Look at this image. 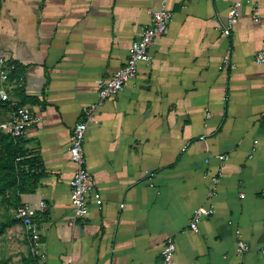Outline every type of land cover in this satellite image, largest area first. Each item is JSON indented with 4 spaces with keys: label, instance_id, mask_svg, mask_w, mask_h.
<instances>
[{
    "label": "crops",
    "instance_id": "crops-1",
    "mask_svg": "<svg viewBox=\"0 0 264 264\" xmlns=\"http://www.w3.org/2000/svg\"><path fill=\"white\" fill-rule=\"evenodd\" d=\"M160 1L1 3L0 56L24 73L23 93L13 97H27L34 115L22 142L38 186L21 199L47 203L38 218L40 264H159L170 237L174 264H264V63L257 62L264 0H241L230 37L221 25L238 0L169 1L173 19L151 61L89 122L84 145L94 189L87 217L70 224L74 126L101 82L125 65ZM229 47L231 70L222 68ZM10 117L0 103V123ZM212 205L194 232L195 210ZM236 229L251 246L244 256Z\"/></svg>",
    "mask_w": 264,
    "mask_h": 264
},
{
    "label": "built area",
    "instance_id": "built-area-1",
    "mask_svg": "<svg viewBox=\"0 0 264 264\" xmlns=\"http://www.w3.org/2000/svg\"><path fill=\"white\" fill-rule=\"evenodd\" d=\"M3 0H0V7ZM170 0H161L160 6L150 11L151 22L145 26L140 34V37L135 40L130 48L127 62L124 66L118 69L111 77L106 78L99 85L97 92V100L83 109L84 120L77 122L74 126L71 137L69 155L71 161L75 164L74 176L70 182L71 201L74 209V217L70 224L75 225L79 219H84L88 215V201L94 189V178L90 174L87 167V157L85 151V137L89 122L94 117L99 108L110 98L116 97L124 88L137 77L139 65L142 62L149 63L151 61L150 49L154 45L155 40L165 34L170 22L173 19V12L169 7ZM243 2L241 0L235 1L228 12L226 22L222 23L221 30L224 36L230 37L235 25L239 22L241 15V8ZM259 21L258 16L255 18ZM232 47L228 48L227 57L224 60L222 68L234 69L235 64L231 58ZM257 62L264 63V51H260L257 55ZM17 69V63L9 61L0 56V103L7 104L11 109V117L9 120L0 123V133L9 134L17 139L23 141L27 130L32 126L34 121L33 110L29 105L20 104L18 98L13 95L17 89H21L25 84V76L11 79ZM228 96L224 100L227 101ZM264 118V112L262 113ZM211 114H207L210 118ZM258 140L254 141L253 152L256 150ZM253 155H251V158ZM218 158L225 162L229 159L228 155H219ZM23 158H19L21 160ZM25 169H29L28 166ZM207 173L206 175H208ZM222 173L219 172L212 176V194H215L220 182ZM101 204L102 200H98ZM47 210V203L41 201L38 205H33L29 202H23L15 211V218L26 229L29 239L31 241L32 252L34 256L43 259L45 255L39 248L44 227L38 222L39 216L44 214ZM215 210V206L200 207L194 212V216L190 222V227L194 232H199V223L205 217H210ZM235 235L237 238V253L244 256L250 252L251 246L244 240L242 231L236 229ZM177 246L174 238L167 239L161 252V261L159 264H174V256ZM64 264H73L72 261Z\"/></svg>",
    "mask_w": 264,
    "mask_h": 264
},
{
    "label": "trees",
    "instance_id": "trees-1",
    "mask_svg": "<svg viewBox=\"0 0 264 264\" xmlns=\"http://www.w3.org/2000/svg\"><path fill=\"white\" fill-rule=\"evenodd\" d=\"M24 75L20 71L19 66L11 79L18 78ZM22 89V88H21ZM16 90V93H23L22 90ZM30 101L27 97L20 102L24 105ZM2 104V103H1ZM4 106H7L5 104ZM8 107V106H7ZM27 152L22 141H17L16 138L9 134L0 133V197L2 202L12 203L16 209L23 203L21 195L34 193L38 186V177L26 159ZM19 158H23L19 160ZM28 166L29 169H25ZM20 223L18 219L13 216L8 220L1 221L0 235L4 231L16 224ZM32 258L25 257V264H40L38 257L32 255Z\"/></svg>",
    "mask_w": 264,
    "mask_h": 264
},
{
    "label": "rangeland",
    "instance_id": "rangeland-1",
    "mask_svg": "<svg viewBox=\"0 0 264 264\" xmlns=\"http://www.w3.org/2000/svg\"><path fill=\"white\" fill-rule=\"evenodd\" d=\"M0 197V223L15 216L14 205L1 201ZM30 247L25 229L20 223L19 227L12 226L7 228L0 235V264H25L24 258H32Z\"/></svg>",
    "mask_w": 264,
    "mask_h": 264
}]
</instances>
